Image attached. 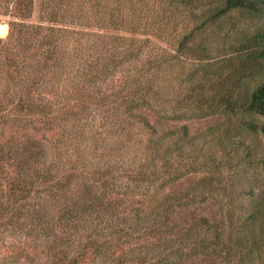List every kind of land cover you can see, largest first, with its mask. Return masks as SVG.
Wrapping results in <instances>:
<instances>
[{
    "label": "trees",
    "instance_id": "trees-1",
    "mask_svg": "<svg viewBox=\"0 0 264 264\" xmlns=\"http://www.w3.org/2000/svg\"><path fill=\"white\" fill-rule=\"evenodd\" d=\"M203 1L41 0L34 23L35 0H0V229L47 264H264V177L222 218L200 211L220 178L189 177L218 146L264 175V0Z\"/></svg>",
    "mask_w": 264,
    "mask_h": 264
},
{
    "label": "rangeland",
    "instance_id": "rangeland-1",
    "mask_svg": "<svg viewBox=\"0 0 264 264\" xmlns=\"http://www.w3.org/2000/svg\"><path fill=\"white\" fill-rule=\"evenodd\" d=\"M40 3L41 0H35V12L32 18V22L37 23L39 21L40 13ZM201 5L208 6V0L203 1ZM233 16H238L234 14ZM1 25H0V37L6 38L9 34L8 22L11 21V18L0 16ZM70 25V24H69ZM73 29H80L77 25H71ZM90 33L94 34H104V35H113L115 32L112 31H102L96 27L86 29ZM151 57L156 60L160 58H171V45H167L164 41L154 40L150 43ZM175 62V60H174ZM220 63L219 59L213 61V64ZM194 63H190L188 67H192ZM217 120L221 121L222 118L218 119H203L198 121H186L185 123L189 124L191 128V135L200 138L203 134H206L208 129L213 125H217ZM216 122V123H215ZM236 132V131H235ZM235 140L237 137L234 135ZM259 140H264L263 137L258 136ZM197 142H200L196 140ZM248 143L251 142L250 138H246ZM257 141V140H254ZM205 150H208L206 148ZM215 154L213 158L216 159V164L219 165V168L207 167L204 169H198L196 171L192 170V174L188 176L192 178L204 177L214 174L213 177L217 178L216 181L220 178L218 182L217 189L210 194V199L213 200L211 205L206 203L201 205L200 211L205 212L209 210L217 218H222L227 213L239 214L244 207L249 206L250 198L245 196L242 192V184L240 180L245 179H255L257 177H264L262 170L257 167V163H244L241 161L242 157L238 153L241 151H236L234 148L223 149L221 146L214 148ZM242 154V153H241ZM54 155V149L51 150V156ZM185 163L190 165V158L185 157ZM192 164V163H191ZM202 165L206 164L205 162L201 163ZM200 165V164H197ZM199 168V166H198ZM192 178H187L184 182L183 187L191 189L194 186V180ZM214 180V179H213ZM242 235V232L238 227L234 228L232 231V237L236 239ZM51 253L48 248L43 246L40 240H37L35 237H26L25 234L15 230H6L0 229V264H47L50 260L49 256ZM234 257V258H233ZM229 256V260L237 258L233 255ZM264 262V260H263ZM246 264H250L247 260Z\"/></svg>",
    "mask_w": 264,
    "mask_h": 264
}]
</instances>
